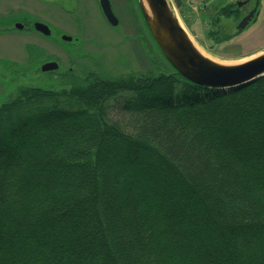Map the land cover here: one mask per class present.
I'll return each instance as SVG.
<instances>
[{
  "label": "trees",
  "instance_id": "1",
  "mask_svg": "<svg viewBox=\"0 0 264 264\" xmlns=\"http://www.w3.org/2000/svg\"><path fill=\"white\" fill-rule=\"evenodd\" d=\"M0 264H264V75L19 87L0 104Z\"/></svg>",
  "mask_w": 264,
  "mask_h": 264
},
{
  "label": "rangeland",
  "instance_id": "2",
  "mask_svg": "<svg viewBox=\"0 0 264 264\" xmlns=\"http://www.w3.org/2000/svg\"><path fill=\"white\" fill-rule=\"evenodd\" d=\"M228 1L182 0L178 5L168 0L194 45L226 64L264 52V13L227 43L239 17H229L226 9L220 11L219 5ZM110 3L119 18L115 26L106 22L98 0H0V104L13 98L21 86L60 89L90 72L103 77L170 72L143 15L141 0ZM35 20L50 24L52 33L33 30ZM16 21L27 28L19 29ZM61 33L77 40H61ZM47 60H54L58 67L42 70Z\"/></svg>",
  "mask_w": 264,
  "mask_h": 264
},
{
  "label": "water",
  "instance_id": "3",
  "mask_svg": "<svg viewBox=\"0 0 264 264\" xmlns=\"http://www.w3.org/2000/svg\"><path fill=\"white\" fill-rule=\"evenodd\" d=\"M149 11L143 10L151 34L161 52L185 78L205 86L217 88L235 87L264 75V52L258 53L237 63H221L202 53L190 39L185 27L173 13L168 0H146ZM104 15L110 23L116 24L117 18L112 12L109 0H100ZM253 14L251 10L245 15L238 27L246 25ZM34 28L49 34V27L40 21L33 24ZM22 28V23H16ZM57 68L55 61H47L41 65L42 70Z\"/></svg>",
  "mask_w": 264,
  "mask_h": 264
},
{
  "label": "flooded vegetation",
  "instance_id": "4",
  "mask_svg": "<svg viewBox=\"0 0 264 264\" xmlns=\"http://www.w3.org/2000/svg\"><path fill=\"white\" fill-rule=\"evenodd\" d=\"M110 1V0H109ZM98 3H99V6L101 7V4H100V0H98ZM221 2H218V4H220ZM206 5V4H205ZM204 5V6H205ZM69 6V5H68ZM110 6H111V3H110ZM220 7V11L222 9H226L228 12V15L229 17L231 18H236L238 15V19H237V22L235 24V30L234 32H231V34L227 35V43H232L235 39V37L238 35H240L243 31H245L250 25H252L253 23H255L264 13L263 11V8L264 6L262 5V1L261 0H231V1H228L226 3H222L221 5H219ZM263 6V7H262ZM112 9V8H111ZM101 13L103 12L102 10V7H101ZM141 10V8H140ZM251 10H253V14L251 16V18L249 19V21L246 23V25L242 28H239L238 27V23L240 22V20L245 16L247 15ZM112 12L114 13V15L116 16L117 18V22L116 24L119 22V18L116 14V12H114L112 10ZM142 12V11H141ZM104 15V14H103ZM105 19H106V22L108 23L109 20H107L106 16L104 15ZM36 21H40V22H43L45 23L48 27H49V34L52 33V28L50 27V24H48L46 21H42V20H35L32 22V29L35 30L33 24L34 22ZM20 21H16V23H19ZM15 23V24H16ZM110 23V22H109ZM112 24V23H110ZM116 24H112L113 26H115ZM27 26H25L23 24V28ZM37 31V30H36ZM39 32V31H38ZM42 34V32H40ZM44 34V33H43ZM61 40H64V41H70L72 42L73 40H77L76 38H72L71 35L69 34H65V33H61ZM233 38V40H232Z\"/></svg>",
  "mask_w": 264,
  "mask_h": 264
},
{
  "label": "bare ground",
  "instance_id": "5",
  "mask_svg": "<svg viewBox=\"0 0 264 264\" xmlns=\"http://www.w3.org/2000/svg\"><path fill=\"white\" fill-rule=\"evenodd\" d=\"M141 4H142V7L144 8L145 11H149L146 0H141ZM244 60L245 59H242L241 61H244Z\"/></svg>",
  "mask_w": 264,
  "mask_h": 264
}]
</instances>
